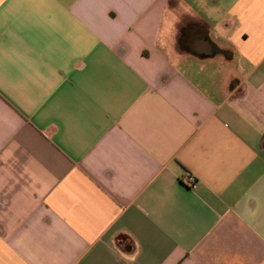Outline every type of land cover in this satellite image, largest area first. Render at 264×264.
Segmentation results:
<instances>
[{"label":"crops","instance_id":"0c3cea01","mask_svg":"<svg viewBox=\"0 0 264 264\" xmlns=\"http://www.w3.org/2000/svg\"><path fill=\"white\" fill-rule=\"evenodd\" d=\"M0 264H264V0H0Z\"/></svg>","mask_w":264,"mask_h":264},{"label":"built area","instance_id":"2783aa9c","mask_svg":"<svg viewBox=\"0 0 264 264\" xmlns=\"http://www.w3.org/2000/svg\"><path fill=\"white\" fill-rule=\"evenodd\" d=\"M188 183L194 188L196 184V179L194 176H189Z\"/></svg>","mask_w":264,"mask_h":264},{"label":"water","instance_id":"95a60500","mask_svg":"<svg viewBox=\"0 0 264 264\" xmlns=\"http://www.w3.org/2000/svg\"><path fill=\"white\" fill-rule=\"evenodd\" d=\"M205 44L209 47L208 50H211V49H212V47H211V45L209 44V42L205 41Z\"/></svg>","mask_w":264,"mask_h":264}]
</instances>
